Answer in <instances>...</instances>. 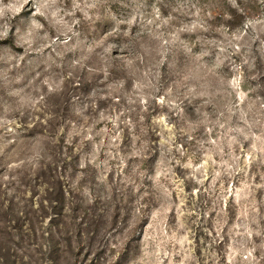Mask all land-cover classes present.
<instances>
[{"label": "rangeland", "instance_id": "obj_1", "mask_svg": "<svg viewBox=\"0 0 264 264\" xmlns=\"http://www.w3.org/2000/svg\"><path fill=\"white\" fill-rule=\"evenodd\" d=\"M0 264H264V0H0Z\"/></svg>", "mask_w": 264, "mask_h": 264}]
</instances>
